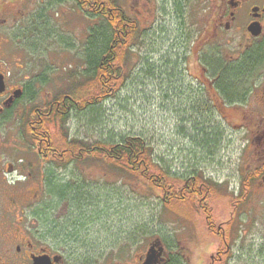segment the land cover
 I'll list each match as a JSON object with an SVG mask.
<instances>
[{
    "label": "rangeland",
    "instance_id": "1",
    "mask_svg": "<svg viewBox=\"0 0 264 264\" xmlns=\"http://www.w3.org/2000/svg\"><path fill=\"white\" fill-rule=\"evenodd\" d=\"M103 1L107 0H98ZM114 1L138 27L136 44L123 66L124 86L117 88L115 98L104 103L103 118L97 124L90 125L88 119L78 116L70 118L69 137H78L91 145L106 140L110 134L137 135L152 147L154 158L164 160L172 174L189 177L196 173L214 183L216 191L205 192L204 198L197 201L194 196H185L168 206L163 204L164 194L151 188L146 180L122 173L100 158H80L66 169V174L65 169L61 173L63 177L67 175L63 178L66 183L81 177L85 192L90 194V204L79 209H69L67 202L56 204L43 185L37 199L30 201L35 205L31 211H46L51 216L46 215L47 218L53 221L51 213L58 218L66 217L68 211V219L56 220L62 225L57 234L65 237L62 231L67 224L69 236L67 244L58 245L72 252L82 253L89 248H93L90 252H108L111 244L117 245L115 251L125 250L132 258L147 251L150 239L162 238L172 241L171 256L179 257L171 264H228L224 254L227 245L233 247L235 258L240 259L248 248L250 258L255 259L258 231L264 220V176L241 199L240 184L254 168L264 164V74L245 104L232 107L217 101V115L208 104L218 98L196 82L204 75L198 54L211 43L203 30L206 6L189 2L184 4L181 14L173 0ZM86 18L73 2L36 0V27L46 29L36 42V54L21 42L25 35L21 30L7 36L3 45L10 58L36 62V81L47 76L46 83L36 84L37 108L70 87L71 77L80 76L84 40L88 28L96 22ZM24 24L26 30L32 21L25 20ZM18 36L19 40L14 41ZM193 40L196 45L192 49ZM227 49L230 58L239 54ZM177 55H185L186 59L183 57L176 65ZM167 62L172 65L165 71L163 66ZM206 115L210 124L204 120ZM214 125L221 126V137L207 148L195 133ZM51 130V144L58 150L62 146L63 151V137L54 128ZM40 162L36 154V176L40 173L38 167L42 168ZM42 182L37 179L36 185ZM167 186L171 187V197L174 193L181 196V184L169 182ZM25 188L36 192L32 185ZM118 236L120 244L113 245L112 240Z\"/></svg>",
    "mask_w": 264,
    "mask_h": 264
},
{
    "label": "flooded vegetation",
    "instance_id": "2",
    "mask_svg": "<svg viewBox=\"0 0 264 264\" xmlns=\"http://www.w3.org/2000/svg\"><path fill=\"white\" fill-rule=\"evenodd\" d=\"M189 2L206 6L203 30L207 31L206 35L210 37L211 43L203 49H219L229 60H237L253 51L264 50V0H177L181 14L184 4ZM26 5H31V8ZM25 20H30L33 24L26 30L23 28ZM19 30L25 34L21 42L32 54H36V0H0V264H143L148 250L155 243L158 244L157 251L162 249L157 264L174 263V259L178 260L179 257L171 256L172 242L161 238L154 241L150 239L147 251L132 258L125 250L115 251L117 245L114 244H120V236L112 240L114 246L110 244L108 252H90L89 249L93 248L82 253L69 251L66 246L58 245L67 244V224L64 232L62 231L63 237L57 234V228L62 226L61 222L56 223V220L68 219V211L66 217L64 215L58 218L51 213L54 221L47 218L50 214L47 215L46 211H31L35 205L30 201L35 197L37 199L43 185L49 192L46 186L49 177L55 172L59 179L67 177H63L61 171L65 169L64 172L67 173L66 169L72 165L73 156L70 149L57 150L50 140L51 128H54L48 127L53 124L50 122L52 109L65 104L64 101L58 102L51 97L37 108L36 62L12 60L4 48L7 36L12 31ZM19 36L14 41L19 40ZM190 41L192 42V38ZM195 45L194 41L192 49ZM227 48L239 53L232 56L236 58H230ZM201 52L198 54L199 65ZM202 79H196L200 88H208L210 94L216 96L213 83L215 78L208 79L204 74ZM260 81L261 78L257 85ZM257 85L253 87L251 94L257 89ZM217 101L220 100L212 101V106L219 110ZM220 102L227 106L223 101ZM238 105L240 104L231 106ZM64 108L67 109L66 106ZM63 127L65 128L60 127L61 131L68 129L67 123ZM70 139L69 137L68 140ZM36 154L42 165V168L38 167L40 173L37 176ZM31 156L34 158H30ZM52 161H57V165L53 166L50 163ZM50 168L52 171L48 170ZM37 179L43 181L41 185H36ZM263 179L264 177V184ZM26 185L34 186L36 192L34 189L26 190ZM262 208L264 217L263 203ZM244 251L240 259H237L233 247L227 245L224 253L226 262L264 264V220L258 231L256 258H250L251 250L248 252V248Z\"/></svg>",
    "mask_w": 264,
    "mask_h": 264
},
{
    "label": "trees",
    "instance_id": "3",
    "mask_svg": "<svg viewBox=\"0 0 264 264\" xmlns=\"http://www.w3.org/2000/svg\"><path fill=\"white\" fill-rule=\"evenodd\" d=\"M55 1L56 4L73 2L74 7L85 14L88 21H96L93 26L91 25L88 28L84 40L82 48L83 70L78 74L80 75L79 77H71L70 87L55 97L58 102L64 101L65 104H60L57 109L54 106L55 109H52L50 120L53 124L48 125V127H54L57 135L60 134L63 137V150L70 148L73 156L72 164L76 163L80 158L88 161L100 158L116 166L120 169V172L137 176L150 183L151 188H158L162 192V196L164 194L163 204H168V206L170 203L174 204L184 200L185 196H194L197 201L204 198L205 192L211 194V190L216 191L215 188L217 186L214 183L196 173L189 177L172 174L164 166V160L154 158L152 147L146 143L144 138L137 135L110 134V137L106 138V140L95 141L91 145L86 144L83 139L78 137L68 140L69 129L60 130V127L65 128L63 124H68L67 121L70 118L72 120V117L77 116L88 119L90 125L97 124V121L103 118L104 103L111 98H115L117 88L121 85L122 87L124 86L122 84L123 66L128 53L132 52V48L136 44L138 27L119 9L117 2L114 0H107L108 2H98V0ZM173 2L176 8L179 3H177V0H173ZM46 25L48 26V23ZM38 30L41 32L40 34H38ZM45 30L43 27H36V42L39 39V35H42ZM183 57L186 59L185 55L182 57L180 55L174 56V64L177 65V62L184 59ZM171 65L170 62L165 63L163 66L164 70L167 71ZM200 65L208 79L215 78L213 83L218 100L223 101L227 106L245 104L252 95L253 87L257 85L264 74V50L253 51L237 58V60H229L221 50L215 49L211 51L207 48L201 52ZM46 77H39L36 84L41 86V84L46 83V80H48ZM79 78L81 79L79 80ZM202 89L206 91L203 87ZM37 94L38 90H36ZM206 94L208 99V93ZM209 102V104L207 103L209 108L211 107L219 115L212 106V102ZM65 106L67 109L64 108ZM206 113H209V111ZM208 118L209 116L204 119L206 124H210ZM202 125L204 124L202 123ZM195 135L208 148L211 145H215L221 137V126L214 125L209 130L196 131ZM50 163L56 166L58 162L52 161ZM48 170L52 171L51 168ZM263 173V166L256 167L243 178L244 180L240 184V199L247 194L249 195L252 185ZM58 177L59 175L55 172L47 179L46 184L56 204L67 202L68 208L70 207L71 209H79L85 204H90V194L85 192L86 188L83 186L81 177H76L78 180L73 183H66L65 179H59ZM152 181H154V184L151 183ZM169 182H176L182 185L180 189L178 187L180 197L176 196L175 193L172 197L170 196L171 187H166ZM173 188L176 192L177 188L175 186ZM199 203L201 204L202 201ZM241 222L243 221L241 220ZM175 260L177 259H174V263L177 262Z\"/></svg>",
    "mask_w": 264,
    "mask_h": 264
},
{
    "label": "water",
    "instance_id": "4",
    "mask_svg": "<svg viewBox=\"0 0 264 264\" xmlns=\"http://www.w3.org/2000/svg\"><path fill=\"white\" fill-rule=\"evenodd\" d=\"M264 181V179H263ZM157 245L158 244H154L149 250L148 253L146 255L145 261L143 264H157V259L161 256L162 253V249H158L157 251ZM157 253V255H156Z\"/></svg>",
    "mask_w": 264,
    "mask_h": 264
}]
</instances>
